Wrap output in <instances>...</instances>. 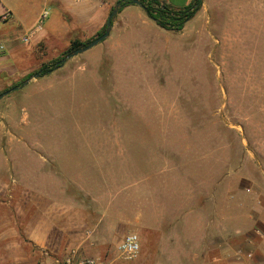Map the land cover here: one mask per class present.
I'll use <instances>...</instances> for the list:
<instances>
[{
  "label": "rangeland",
  "instance_id": "obj_1",
  "mask_svg": "<svg viewBox=\"0 0 264 264\" xmlns=\"http://www.w3.org/2000/svg\"><path fill=\"white\" fill-rule=\"evenodd\" d=\"M109 1L111 9L117 5ZM83 5L105 13L103 0ZM60 14L52 11L43 31H32L35 20L25 26L20 34L29 37L28 52L0 74V116H8L0 119V146L9 145L1 137L8 134L24 140L14 155L21 169L40 162L32 149L89 189L97 179L106 183L95 190L101 195L108 186L116 198L115 242L140 237L139 228L120 224V214H138L143 198L151 215L168 199L169 186L176 185L178 197L202 200L226 184L230 196L252 181L264 192V0H203L181 32L161 28L142 6L125 4L105 40L36 77L72 40L95 37L93 27L71 31ZM40 35L48 49L33 50ZM31 74L35 81L27 83ZM110 173L113 181L102 180ZM115 242L97 254L116 257ZM153 254L141 246L136 260Z\"/></svg>",
  "mask_w": 264,
  "mask_h": 264
},
{
  "label": "crops",
  "instance_id": "obj_2",
  "mask_svg": "<svg viewBox=\"0 0 264 264\" xmlns=\"http://www.w3.org/2000/svg\"><path fill=\"white\" fill-rule=\"evenodd\" d=\"M84 1L94 2L74 0L79 5L73 6L72 0H0V42L9 46L0 56V74L28 52L21 41L25 35L20 32L33 20L31 29L36 31L44 11H49V17L52 11H59L71 31H91L93 27V36L101 31L112 2L103 0L105 13L100 15L84 6ZM180 2L185 7L192 0ZM48 43L47 37L37 36L33 50L48 49ZM0 119L7 121L8 116L2 114ZM1 137L7 138L9 145L0 146V264H55L72 248L97 258L99 264H264V192L254 181L245 183L236 196H230L226 184L204 200L193 194L178 197L176 185L171 184L168 199H160L151 215L144 212L141 198L140 212L133 217L120 214L119 221L139 228L141 246L155 254L136 260L125 259L116 251V257L107 259L97 254V249L115 242L110 214L116 198L108 186L101 195L95 190L99 183H106L97 179L91 190L86 186L90 183L61 172L53 157L32 149L33 158L40 154V162L21 169L23 165L16 163L14 155L17 149L23 150L20 145L24 140L12 134ZM112 179L110 173L102 180ZM252 191L253 198L245 195ZM250 198L253 203L245 204Z\"/></svg>",
  "mask_w": 264,
  "mask_h": 264
},
{
  "label": "trees",
  "instance_id": "obj_3",
  "mask_svg": "<svg viewBox=\"0 0 264 264\" xmlns=\"http://www.w3.org/2000/svg\"><path fill=\"white\" fill-rule=\"evenodd\" d=\"M142 2V7L145 10L148 17L154 20L158 26L163 29L181 32L185 28L186 24L195 18L202 8L201 0H193L188 6L176 7L173 4L167 2L166 0H140ZM123 7V6H122ZM121 10L119 12L122 11ZM114 7L110 10L109 15L113 11ZM107 20L101 31L96 33L95 37L86 41H81L80 39L72 40L69 48L63 52V54L57 59L53 60L51 63L42 64L38 69L36 74H40V77L48 75L57 66V64L64 59L68 54L72 53L77 49L84 48L92 43L95 39L101 37L106 32ZM60 68V67H57ZM34 75H28L26 80H30ZM23 81V82H25ZM23 84H16L14 87H21Z\"/></svg>",
  "mask_w": 264,
  "mask_h": 264
},
{
  "label": "built area",
  "instance_id": "obj_4",
  "mask_svg": "<svg viewBox=\"0 0 264 264\" xmlns=\"http://www.w3.org/2000/svg\"><path fill=\"white\" fill-rule=\"evenodd\" d=\"M49 18V11H44L39 19L36 31H41L44 28L46 21ZM6 19V17H4ZM23 43L29 42V37H22ZM9 51L7 43L0 42V56ZM87 237L90 233L87 232ZM141 249L140 238L137 234L132 233L126 235L117 246V252L125 259H134L138 256ZM55 264H99V260L94 257H89L82 254L80 248H72L63 258L58 259Z\"/></svg>",
  "mask_w": 264,
  "mask_h": 264
},
{
  "label": "water",
  "instance_id": "obj_5",
  "mask_svg": "<svg viewBox=\"0 0 264 264\" xmlns=\"http://www.w3.org/2000/svg\"><path fill=\"white\" fill-rule=\"evenodd\" d=\"M203 1V0H201ZM127 3H133V4H136V5H139V6H142V2L140 0H125V1H119L117 3V5L114 7L113 11L111 12V14L108 16V19H107V27H106V32L99 38L95 39L92 43H90L88 46L84 47V48H81V49H77L75 51H73L72 53L68 54L64 59H62L58 64L57 66L51 71H55L57 70L58 68L57 67H62L63 65H65V63L72 59L73 57L89 50L90 48L96 46L97 44H99L100 42H102L103 40H105L109 34H110V31H111V25H112V20L113 18L115 17V15L120 11L121 7ZM36 77H40V74H37ZM31 80V79H30ZM29 80V81H30ZM29 81L27 83H29ZM3 95L0 96V98L2 97Z\"/></svg>",
  "mask_w": 264,
  "mask_h": 264
}]
</instances>
